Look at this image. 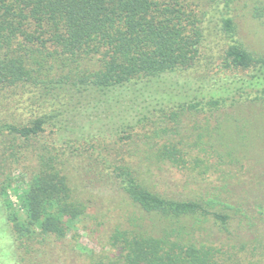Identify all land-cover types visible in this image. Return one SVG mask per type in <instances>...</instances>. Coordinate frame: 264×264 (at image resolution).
<instances>
[{"label":"trees","instance_id":"1","mask_svg":"<svg viewBox=\"0 0 264 264\" xmlns=\"http://www.w3.org/2000/svg\"><path fill=\"white\" fill-rule=\"evenodd\" d=\"M238 2L0 0V198L20 246L34 240L37 229L63 238L85 214L87 204L70 183L68 153L74 158L77 143L86 138L82 126L92 123L88 119L79 127L75 141L67 133L76 131V115L88 109L89 99L99 102L122 89L132 101L141 94L153 97L131 119L120 117L115 134L118 141L130 139V153L108 157L102 155V143L94 142L84 147L99 156L88 167L104 166L107 180L144 212L199 222L212 217L231 232L235 218L221 200L171 197L153 188L147 174L160 158L188 165L185 142L173 136L188 113L264 103V52L251 50L239 37ZM166 84L180 85L183 94L165 92ZM138 125L152 128L142 133L144 145ZM30 148L37 166L15 207L9 195L13 166ZM139 153L137 160L133 155ZM181 229L157 237L143 232L128 237V231L117 230L112 238L124 237L122 250L132 264L217 262L218 247L169 238L183 236ZM258 248L255 261L241 257L238 264H263L264 244Z\"/></svg>","mask_w":264,"mask_h":264},{"label":"rangeland","instance_id":"2","mask_svg":"<svg viewBox=\"0 0 264 264\" xmlns=\"http://www.w3.org/2000/svg\"><path fill=\"white\" fill-rule=\"evenodd\" d=\"M238 3L239 37L251 50L264 52V0H239ZM164 87L165 92L183 94L180 85L176 89L169 84ZM122 90L121 94L111 93L116 94L113 96L108 93V99L102 96L99 102L95 98L89 99L88 109L76 115V131L67 133L75 141L82 132L78 131L81 130L79 127L88 119L92 123L82 126L86 138L77 143L80 149L73 153L74 158L68 153L73 160L70 183L87 204L85 214L73 222L63 238L48 236L37 229L36 238L28 239L20 246L11 232L7 211L0 198V264H132L126 251L122 250L124 237L118 241L112 238L117 230L128 231V237L138 232L157 237L164 231L180 228L183 236L170 234L169 238L183 239L182 242L197 246L218 247L220 252L216 253L214 264H238L242 262L241 257L255 261V253L262 251L258 246L264 244V103L247 102L203 114L188 113L173 134L175 140H183L186 144L188 153L183 157L188 165H172L169 158H160L153 162L147 174L153 188L171 197H215L228 205L235 219L230 224L231 232L227 233L212 217L199 222L193 217L166 219L144 212L131 202L116 182L107 180L101 172L104 166L97 164L95 170L88 167V161L96 162L99 156L97 151L84 150V147H90L94 142L102 143V155L108 157L116 152L125 156L130 153L127 149L132 148L130 139L124 143L118 141L120 134H115L121 129L120 117L131 119L153 97L141 94L132 101L129 92ZM126 106L130 107L128 111ZM135 129L141 130L138 139L143 144L142 133L152 128L138 125ZM49 138L53 140L56 135L51 134ZM35 152L30 148L13 166L9 195L15 207H19L18 193L29 186L37 166ZM142 155L133 157L138 160ZM194 157L201 159L195 161ZM262 260L264 262V257Z\"/></svg>","mask_w":264,"mask_h":264}]
</instances>
